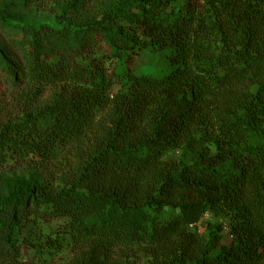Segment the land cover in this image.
<instances>
[{
    "label": "trees",
    "instance_id": "1",
    "mask_svg": "<svg viewBox=\"0 0 264 264\" xmlns=\"http://www.w3.org/2000/svg\"><path fill=\"white\" fill-rule=\"evenodd\" d=\"M95 1L48 23L0 10V97L24 106L0 167L55 165L0 193V264L62 247L68 264H264V0ZM149 50L162 74L133 68Z\"/></svg>",
    "mask_w": 264,
    "mask_h": 264
},
{
    "label": "rangeland",
    "instance_id": "2",
    "mask_svg": "<svg viewBox=\"0 0 264 264\" xmlns=\"http://www.w3.org/2000/svg\"><path fill=\"white\" fill-rule=\"evenodd\" d=\"M68 0H0V10L5 8L6 13L18 21H28L35 23L52 22L55 16L61 11V7L67 3ZM91 0H86L89 3ZM103 0H96L100 3ZM107 2L108 0H104ZM95 4V3H94ZM103 4V3H102ZM105 5V4H104ZM98 7V5H95ZM136 11L137 8H131ZM73 13L75 8L72 10ZM136 72L145 74L157 73L162 74L170 67L169 57L164 51H144L138 57L131 61ZM54 89L46 90L45 94L40 100H46L53 95ZM15 92L8 91L3 97H0V124L3 121L16 117L22 114L23 104H18L15 98ZM55 165L48 164L41 160H33L27 158L26 160L15 162L10 161L8 164L0 167V193L6 192L12 187H26L31 182H55L53 175ZM203 221H208L212 224H222L224 228V243H229L230 236L228 235V219L222 215H214L207 212L203 216ZM59 223L56 221L42 222V230L46 234H57L61 237L64 233L58 227ZM202 230V228H200ZM65 237V236H64ZM70 250L66 247L49 253L44 260L32 261L30 257L10 262V264H68L71 258ZM10 260V259H9Z\"/></svg>",
    "mask_w": 264,
    "mask_h": 264
}]
</instances>
